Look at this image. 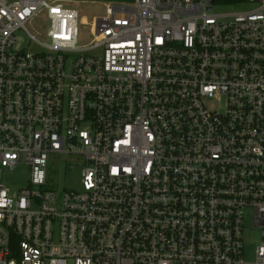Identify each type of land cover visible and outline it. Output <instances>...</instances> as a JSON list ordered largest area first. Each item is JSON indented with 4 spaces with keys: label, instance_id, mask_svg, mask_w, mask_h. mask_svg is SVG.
I'll return each mask as SVG.
<instances>
[{
    "label": "built area",
    "instance_id": "obj_1",
    "mask_svg": "<svg viewBox=\"0 0 264 264\" xmlns=\"http://www.w3.org/2000/svg\"><path fill=\"white\" fill-rule=\"evenodd\" d=\"M77 1L0 0V264H264V0Z\"/></svg>",
    "mask_w": 264,
    "mask_h": 264
},
{
    "label": "rangeland",
    "instance_id": "obj_2",
    "mask_svg": "<svg viewBox=\"0 0 264 264\" xmlns=\"http://www.w3.org/2000/svg\"><path fill=\"white\" fill-rule=\"evenodd\" d=\"M82 0H78L73 6L80 11V16L86 19V25L82 28L80 35V43L86 44L92 39L90 26L94 22L95 18L103 17L105 14L104 3L110 0H84L86 3H82ZM257 6L256 2H242L233 5H216L214 11L217 13H229L242 10L251 9ZM66 166L62 164L57 168V174L54 178L55 189L59 192L65 189L78 190L81 188V165L76 164L74 157L69 156L64 159ZM31 177L30 169L24 165H19L13 171H0V181L7 183L13 187L26 186ZM249 221L250 218H249ZM252 240V239H250ZM255 246L252 243L246 247V254L251 257Z\"/></svg>",
    "mask_w": 264,
    "mask_h": 264
}]
</instances>
